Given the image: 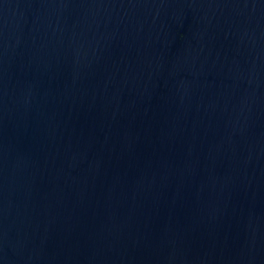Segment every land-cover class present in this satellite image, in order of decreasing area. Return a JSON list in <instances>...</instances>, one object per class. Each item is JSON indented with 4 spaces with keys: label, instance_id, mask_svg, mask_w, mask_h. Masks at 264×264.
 <instances>
[{
    "label": "water",
    "instance_id": "1",
    "mask_svg": "<svg viewBox=\"0 0 264 264\" xmlns=\"http://www.w3.org/2000/svg\"><path fill=\"white\" fill-rule=\"evenodd\" d=\"M0 264H264V0H0Z\"/></svg>",
    "mask_w": 264,
    "mask_h": 264
}]
</instances>
